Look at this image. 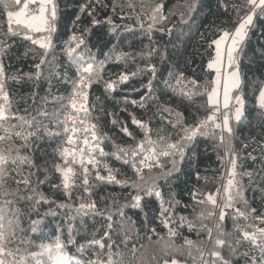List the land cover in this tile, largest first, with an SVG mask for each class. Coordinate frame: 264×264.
I'll list each match as a JSON object with an SVG mask.
<instances>
[{"label": "trees", "instance_id": "trees-1", "mask_svg": "<svg viewBox=\"0 0 264 264\" xmlns=\"http://www.w3.org/2000/svg\"><path fill=\"white\" fill-rule=\"evenodd\" d=\"M23 3L13 10L18 11ZM52 4L56 8L54 31L30 33L37 40L47 36L50 45L46 48L24 39L27 30L15 23L11 27L20 34L10 35L7 12L0 5V64L14 114L10 123H20L17 115L35 117L54 134L46 135L42 129L41 138L31 137L27 146L18 137L11 142L19 155L31 160V164L19 165L22 175L11 170L16 165L9 162L11 178L7 181L8 190L15 191L17 180H29L28 185H19L20 195L34 199H7L16 200L15 207L20 209L23 231L18 235L31 241L30 251H39L41 244L54 246L59 237L71 264H107L110 251L113 264H169L173 259L251 264L252 256L259 264L264 239L253 244L243 239L242 232L264 229V108L258 98L264 88V16L260 10L256 9L253 24L235 54L241 77L234 95L241 96L243 105L239 121L233 115L234 104L229 107L232 135L223 133L221 142L220 129L209 122L215 136L198 132L183 141L182 155H160L138 176L131 163L135 160L139 165L144 153L132 157L131 151L146 136L154 144L145 143L144 148L155 147L159 153L167 144L180 141L184 129L213 113L215 122L222 124L224 110L217 111L208 100L214 75L208 67L214 55L213 41L223 30H233L252 11L251 5L248 0H52ZM73 37L84 40L76 54L94 61L92 82L82 89L87 94V114L70 107L79 81L77 65L67 54L70 45L76 47ZM110 83L111 89L107 88ZM80 102L77 98V106ZM68 116L76 118L75 124ZM92 125L104 154L97 148L91 154L96 167L84 165L88 168L85 186L80 157L74 162L62 152L84 149L87 160L88 147L83 141L95 142L91 130L84 128ZM73 127L79 131L73 133ZM233 157L237 158V185L231 206L225 207ZM58 166L73 170L67 194ZM97 172L104 179H97ZM109 172L114 180L108 179ZM208 195H214L215 205L207 202ZM81 203L95 208L77 212ZM165 219L170 221L168 227ZM33 221H40L37 232L31 231ZM217 238L225 243L217 247ZM93 240H101L104 247L90 243ZM213 250L222 259L212 257Z\"/></svg>", "mask_w": 264, "mask_h": 264}, {"label": "snow or ice", "instance_id": "snow-or-ice-1", "mask_svg": "<svg viewBox=\"0 0 264 264\" xmlns=\"http://www.w3.org/2000/svg\"><path fill=\"white\" fill-rule=\"evenodd\" d=\"M21 0H0V5L3 6L4 10L7 12L9 29L8 33L10 35H18L20 34L18 31H14L11 25L15 23L18 26H23L24 29L27 30L28 34L24 35V39L31 40L33 44H38L40 48H46L50 45V40L47 36H42L40 39H34L30 33H51L54 31L53 22L56 18V8L55 5L52 4V0H24L23 6L19 7L18 11L13 10L14 7L19 6ZM248 4L251 5L252 11L247 14L239 25L236 27L235 32L229 34L228 32H224L219 39L214 40L213 43L216 46V56L213 61H211L208 67L214 68L217 77L213 81L215 85L212 88L211 93L209 94V104L211 105H219L220 104V86L222 82L223 86V108L228 109L229 104L232 100V92L234 89H238L240 86V73L238 67H236L235 54L239 49L240 44L243 42L245 37L247 36V31L249 26L253 24V17L256 13V9H259V15L264 16V0H248ZM31 5H35L34 8H30ZM51 6V7H49ZM159 9H157L158 11ZM163 18V17H161ZM73 41H77L76 37L72 38ZM84 43L83 38H80L76 42V47H72L71 45L67 49V54L69 58L76 63L77 71L79 73V81L75 85V89L73 91V97L70 100V107L76 111L84 112L87 114V94L82 91V89L87 88L92 82V77L94 76V61L89 62L85 60L82 55L76 54L77 49ZM226 55V62H225ZM43 63V61H42ZM37 68L40 66L37 65ZM154 71V69H153ZM127 79L126 76H122V80ZM107 88H113V85L110 83L107 85ZM77 98L81 101L79 106H77ZM236 103L241 105V107H237L234 115L236 121L240 120L242 114V99L240 96L235 97ZM135 103V102H134ZM259 104L262 108H264V89L261 90L259 97ZM219 111V108H217ZM13 113L11 111V102L9 101L8 94L4 91V69L3 65L0 64V132H3V135H0V264H71V257L64 251V246L59 237L56 238L55 244L53 245H40L39 251H30L29 245L31 241L27 238L19 236L18 233L22 232L23 229L20 227L19 214L20 209L15 207L16 200L7 199V197H17L19 200H32V197H24L20 195L19 185L23 183L24 185L29 184V180L27 178H23L22 180H17V190L9 191L7 187V181L10 179V169L8 167L9 162L12 165H16L15 169H11L17 172L18 175H22L20 173L19 165L23 163L31 164V160L27 156L19 155V149L12 146L11 142L13 141V137H18L25 141V146L28 145L29 139L31 137H36V139H40V132L43 129L46 135L52 136L54 135L52 132H48L46 126H44L41 121L37 120L35 117L30 119L25 118L23 116H15V119L20 121L19 124L13 125L10 123V120L13 118ZM40 115L46 116L48 115L46 112H41ZM179 115V114H178ZM230 115L228 112H225L223 115V123L215 122V113L208 116L207 119L200 121L193 128L184 129L185 135L181 137V140L177 143H169L167 144L166 150L157 153L155 147H150L145 149L144 144L147 143L149 145H153L154 142L147 138L145 141H142L137 148L131 151V156L136 157L139 153H144L143 159L139 161V165H137L136 161L133 160L131 166L133 170L139 176L141 169L147 167L151 168L152 163L158 161V156H168V155H176L183 154V141L190 140L194 135L198 132L204 130L208 131L210 135L215 136L214 131H210L208 126L209 122H212L214 129H220L221 136L220 140L223 142V133H227L229 136L232 135V128L230 126ZM69 120L73 121L75 124V119L72 116H68ZM81 123H84L82 120ZM133 123L138 124L141 127H144L140 121L133 120ZM175 126V125H174ZM91 130V141L95 143H91L87 138L84 139L83 143L88 147V158L85 160L84 157V149H80L79 152L75 150L69 151V149L65 148L62 152V156L67 158L71 156L73 161L75 162L77 156L80 157L79 163L84 167V185H88V168L84 166L85 164H91L93 167H96L97 161L92 157V153L99 148L100 140L95 132V125L91 126V129L88 127L84 128V131L87 132ZM65 132H68L69 129L65 127ZM73 133L79 131L76 127L71 129ZM124 132L128 135L127 128L124 129ZM58 134V133H57ZM161 139H164L161 137ZM8 142L10 144L9 147L5 148L4 144ZM68 143H73L72 136L68 137ZM100 154L103 155V149L99 148ZM16 153L13 155V153ZM127 155L128 153L125 152ZM236 157L232 158V169L229 172V176L232 177L228 180L227 185L225 186V194L227 195V202L225 207H230L231 202L234 199L233 189L237 185V181L235 180L236 172ZM128 160H125V163H128ZM157 167H160L159 163H156ZM106 167V166H105ZM57 171H59L63 177V186L65 189V194H67L68 189L71 186L72 179V168H60L57 167ZM142 178V177H141ZM97 179H104V177L100 176L97 172ZM109 180H114L115 177L111 175L109 172L108 176ZM157 197L160 196V193H156ZM235 195H239L238 189L235 191ZM43 197H41L42 199ZM137 202L140 197L137 196L134 198ZM207 202L212 205L216 204V199L214 195L207 196ZM38 202V201H37ZM203 203V201H201ZM95 208L94 204H83L79 205L77 212L84 211L85 209ZM164 209H162V215L164 213ZM238 214L240 216H245V213L240 212ZM255 211V210H253ZM87 214V213H85ZM211 215V213H209ZM224 211L223 208L220 210V220L224 219ZM246 218V217H245ZM111 220V217L108 218ZM184 218H181L183 220ZM170 221L165 219V227H168V223ZM40 221H33L31 231L37 232L38 225ZM111 224H109V229H111ZM171 234V229H170ZM109 233L105 231L104 236L107 237ZM242 237L245 240L251 241L253 244L256 243L258 238L264 239V229H257L253 233H249L247 231L242 232ZM209 238H211V230H209ZM19 241V243H17ZM239 242V241H238ZM90 243L100 245L101 248L104 247L101 240H93ZM189 245H191V241H187ZM225 241L223 239L217 238L215 239V245L217 247L223 245ZM21 245L24 247L22 248ZM111 249V245L108 246ZM210 255L216 259H222L219 251L213 250L210 252ZM244 256L247 258L249 256L248 253H244ZM46 257V259H45ZM251 264H257V258L252 256L250 258ZM76 264H80L79 261H76ZM89 264H93V262H89ZM107 264H113L112 261V253L109 252V258ZM172 264H176L175 261H172ZM214 264V261H213ZM226 264V262H225ZM259 264H264V246H261V256L259 258Z\"/></svg>", "mask_w": 264, "mask_h": 264}, {"label": "rangeland", "instance_id": "rangeland-1", "mask_svg": "<svg viewBox=\"0 0 264 264\" xmlns=\"http://www.w3.org/2000/svg\"><path fill=\"white\" fill-rule=\"evenodd\" d=\"M259 2V0H257V3ZM49 7H51V6H49ZM247 14H249V12L247 13ZM246 14V15H247ZM245 15V16H246ZM244 16V17H245ZM243 17V18H244ZM242 18V19H243ZM242 19L238 22V24L235 26V28L233 29V30H223L222 32H221V34L219 35V36H217L214 40H217V39H219V37L224 33V32H228L229 34H232V33H234L235 32V29H236V27L239 25V23L242 21ZM213 47H214V55H213V58H212V60L211 61H213L214 59H215V56H216V46H215V44L213 43ZM210 61V62H211ZM209 62V63H210ZM225 62H226V55H225ZM236 67H238V65H237V63H236ZM213 69V81L216 79V77H217V73H216V71H215V69L214 68H212ZM238 69H239V67H238ZM239 73H240V70H239ZM240 77H241V73H240ZM215 85L212 83V86L210 87V90H209V93H208V100H209V94L211 93V91H212V88L214 87ZM264 89V88H263ZM236 89H234L233 90V92H232V100H231V102H230V104H229V107H230V105L232 104H234V108H237V107H241V105H239V104H237L236 103V100H235V95H234V91H235ZM222 93H223V86H222V82H221V86H220V96H219V99H220V104L219 105H216L219 109H223L224 110V113L225 112H228L229 113V108L228 109H224L223 108V95H222ZM261 93V92H260ZM241 97V96H240ZM260 97V94H259V96H258V98ZM242 99V98H241ZM242 105H243V101H242ZM236 111V110H235ZM224 115V114H223ZM223 115H222V123H223ZM172 261H175L176 262V264H195V263H190V262H183V261H179V260H176V259H173V260H171L170 262H169V264H172Z\"/></svg>", "mask_w": 264, "mask_h": 264}]
</instances>
